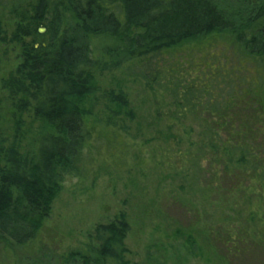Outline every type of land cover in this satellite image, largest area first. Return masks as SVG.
I'll return each mask as SVG.
<instances>
[{"label": "trees", "instance_id": "16d2710c", "mask_svg": "<svg viewBox=\"0 0 264 264\" xmlns=\"http://www.w3.org/2000/svg\"><path fill=\"white\" fill-rule=\"evenodd\" d=\"M235 2L230 12L214 0H7L16 15L32 3V16L15 31L23 61L2 86L19 99L11 129L0 133L2 251L38 242L65 180L86 177L96 162L93 150L105 145L114 162L123 154L124 165L146 163L137 135L155 127L144 144H162L166 158L175 152L177 167L190 178L198 172L213 201H254L247 227L217 224L227 234L215 243L225 264L254 250L264 264V0ZM106 76L118 85L103 88ZM124 80L149 96L147 124ZM197 149L207 153L193 163ZM128 232L123 218L100 224L62 264H129Z\"/></svg>", "mask_w": 264, "mask_h": 264}, {"label": "rangeland", "instance_id": "374dc122", "mask_svg": "<svg viewBox=\"0 0 264 264\" xmlns=\"http://www.w3.org/2000/svg\"><path fill=\"white\" fill-rule=\"evenodd\" d=\"M235 1L214 0L230 12L237 8ZM0 2L3 3L0 6L3 30L0 42V133H7L12 127V115L19 99L12 98L2 86L23 61L22 44L16 42L15 31L20 24L28 25L32 3L25 4L16 15L4 7L7 0ZM39 32L46 34L44 27H40ZM31 42L30 38L24 39L25 44ZM116 80L114 76H106L101 80L102 87L114 88L118 85ZM122 82L119 85L129 93L134 107L139 110V117H143L140 121L147 124L146 119L154 112L149 96L139 83ZM198 124L194 123L196 133L199 132ZM153 129L137 135L147 161L140 167H134L130 159L124 165L123 154H120L122 161L114 162V151L108 152L105 145L100 151L93 150L91 155L96 162L86 177L65 180V189L54 202L38 242L13 255L0 248V264H62V256L70 250L86 249L98 225L121 218L129 225L126 239L129 264H225L220 255L221 246L215 242L227 233L217 224H228L231 230L247 227L248 208L254 201L243 196L238 197L235 206H222L213 201V196L200 184L198 172L190 173L193 176L190 178L187 168L177 167L175 152H172L174 156L166 158L165 152L156 149L162 144H144L153 139L149 136ZM95 146L98 148L99 144L95 143ZM193 152L196 156L193 163H200L207 153L198 149ZM103 153L109 157L101 159ZM159 161L164 162L163 166H157ZM180 200L190 206L183 208L179 205ZM260 260L263 257L254 250L247 256L235 257L232 264H257Z\"/></svg>", "mask_w": 264, "mask_h": 264}, {"label": "water", "instance_id": "95a60500", "mask_svg": "<svg viewBox=\"0 0 264 264\" xmlns=\"http://www.w3.org/2000/svg\"><path fill=\"white\" fill-rule=\"evenodd\" d=\"M41 32H43V31L41 30Z\"/></svg>", "mask_w": 264, "mask_h": 264}]
</instances>
